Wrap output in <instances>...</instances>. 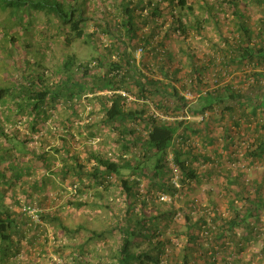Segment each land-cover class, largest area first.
Segmentation results:
<instances>
[{"label":"trees","instance_id":"obj_1","mask_svg":"<svg viewBox=\"0 0 264 264\" xmlns=\"http://www.w3.org/2000/svg\"><path fill=\"white\" fill-rule=\"evenodd\" d=\"M249 1L262 13L264 0H164L171 23L157 43L165 49L163 58L141 62L145 69L157 67L163 75L157 80L131 63L132 52L141 43L152 46L149 38L157 32L152 28L147 39H137L146 24L143 0H0V13H8L9 20L17 5L18 10L31 8L30 21L47 20L51 32L26 35L23 48L41 57L33 64L36 70L28 73L32 65L24 62L18 87L0 89V264H15L18 235L27 232L30 221L22 208L35 204L43 210L42 224L54 229V252L67 262L93 264V245L111 236L108 264H254L258 259L264 264V170L250 173L264 166V15L252 17ZM87 2L95 5L87 7ZM6 25L0 24V31L8 30V43L18 30L10 32ZM208 28L216 39L209 38ZM194 37L209 43L201 55ZM11 41L18 45L15 36ZM77 42L92 46L94 56L79 60L72 54ZM57 51L62 67L53 72L45 61L56 58ZM125 66V74L113 75ZM122 89L143 103L127 104L117 93ZM182 91L200 97L186 101ZM84 101L92 106L90 114L99 104L104 116L85 125L89 134L74 135L69 117ZM17 119L23 129L14 123L5 127L4 121ZM96 125L114 134L112 147L90 146L98 135L92 130ZM170 156L183 190L172 183ZM211 175L223 177L230 213L212 208L214 229L206 230L204 211L196 221L186 214L181 229L173 221L175 209L154 206V192L175 196ZM75 184L77 193L70 195ZM114 191L121 193L122 206L110 229L97 233L64 219L65 213L88 208L112 210ZM50 198L57 202L48 204ZM60 236L70 239L69 253ZM77 236L81 241H73ZM96 256L102 264L105 259Z\"/></svg>","mask_w":264,"mask_h":264},{"label":"rangeland","instance_id":"obj_2","mask_svg":"<svg viewBox=\"0 0 264 264\" xmlns=\"http://www.w3.org/2000/svg\"><path fill=\"white\" fill-rule=\"evenodd\" d=\"M97 1V0H94ZM113 1V0H110ZM136 2L139 0H135ZM63 2H66V0H63ZM251 2V1H249ZM250 7L249 10L252 13V17H254L255 19L261 15H264V9L262 11V13H260V7L251 2L250 5L248 6ZM15 11V15L14 17L11 16L10 20L8 18V13L4 12V13H0V24H5L7 23V27L10 29V32H12V28H17L18 33L17 34H13L10 33V40L8 43H5L6 41H8V34L6 32H8V30L3 29V33L2 31H0V89H8V88H17L18 87V81L19 79L23 76V74L20 76V74L18 73V70L21 69L22 67L25 66L24 62L30 61L31 63V67L28 68L27 72L28 73H32V71H35L36 68L33 67V64L39 60L41 57L40 55L37 54V52H30L26 50V47L23 48V44H25L27 42V37L26 35H32L34 37H36V34L40 33V35H42L41 31H44L47 33H51L49 31L48 25H44L45 22H47V20H44L41 18V21H39L36 17H35V21L31 22L30 21V11L32 10L30 9H20L18 10V5L15 7V9H13ZM259 10V11H258ZM21 11V13H19ZM17 16V17H15ZM210 27V26H208ZM21 31L23 32V34L21 33ZM208 35L209 38H211L214 34L213 31H211V28H208ZM36 34H35V33ZM38 32V33H37ZM5 34V35H4ZM16 37L18 39V45L16 42H12L11 39L13 37ZM48 37L50 36L47 35ZM3 38V40H2ZM31 38V36H30ZM35 39V38H34ZM106 39V38H105ZM105 39H103V41H105ZM20 43L22 45H20ZM193 47L196 49H203L205 46H208V41H200V39H197L196 37H194V40L192 42ZM172 47H174V49L177 48L176 43L172 42L170 44ZM20 50V54L18 55V50ZM75 53V55H77V58L81 61H87L89 59H91L92 56H94V52H93V48L92 46H88L83 44L82 42H77L74 47L72 48V54ZM202 53V50L200 51V55ZM26 54L27 57L25 56ZM57 57L56 58H52V57H47L46 61H45V65L47 67V69L53 72H57L59 71V69L62 67V62L60 61L61 58V54L60 51H57ZM19 57V58H18ZM26 60V61H25ZM52 78V76L50 77ZM21 81V79H20ZM1 105L4 106H9L10 103H6V102H2ZM89 107V106H87ZM90 110L86 109V112H88ZM63 111H59V113H62ZM79 112H83L82 110H80ZM66 112H63L62 114L65 115ZM81 115L83 117L86 116V113L83 112L81 113ZM5 122V127L7 129H10V125H12L14 123V125L17 129L18 126L20 128L23 129V126L18 124V119L16 121H4ZM11 123V124H10ZM112 135L109 136L108 134H103L99 137V142L97 141L95 144L92 142L90 143V141L88 142L93 149H99V148H103L104 150L107 148L112 147L111 146V139ZM105 139V140H104ZM79 147V146H78ZM86 147V146H83ZM80 149V148H79ZM80 151H82V149H80ZM235 165L236 167L240 166V164H232ZM149 168H153V164L149 165L147 167V170ZM254 170H251L250 173L252 172H256L255 174H257L258 172H262V170H264V166L263 167H259L257 166V168H253ZM254 176V175H253ZM252 175L250 176L249 179L252 180ZM148 177V176H147ZM191 183V182H190ZM222 182L216 180L210 182V181H206L203 182L202 185L194 187L193 184H190L189 187H187V190L183 191V193H181L178 197L176 196V198L174 199V203L175 205H170L169 202L168 203H161L158 202L157 200L154 201L155 205L158 208H162L163 210L165 209H175V214H174V223L175 224H179V227L181 229H183L185 227V217L186 214L189 215L190 217L193 218V221H196L202 210L199 211H193L191 210V206L192 203H194L195 200H198L201 202V205L203 207H205V209H214V210H218L219 212H221L222 214H225L226 216L229 215V210L227 208V199H225V194H224V190H223V186H222ZM62 187V186H61ZM66 188V186H65ZM63 186V189H65ZM206 191H211V195L209 197V201L205 200V198H203V195H205ZM120 192L119 191H114V196L112 198V200L109 202V204L112 207L111 209H104L103 207H97L93 210H91L90 208L85 209L84 211H75V214L72 213L71 216L67 215L68 213L63 214L64 219H67L66 221H68L69 224L71 225H79V224H85L87 225L89 228L94 229L97 233H102L104 231V229H110V227H113L114 224L116 223V217L113 216L114 213H117L120 209V207L122 205H120L119 202H117V200H114L117 198L118 194ZM56 192H52L51 196H56ZM120 195V194H119ZM58 196V195H57ZM116 196V198H115ZM120 199V197H118ZM57 201H54L53 198L49 199L48 204L54 205V203ZM240 205V203H239ZM96 206V205H95ZM61 209V206H60ZM181 210V212H183V217H181L180 215L177 216L176 218V214L177 211ZM83 213V214H82ZM115 215V214H114ZM180 216V217H179ZM70 221V222H69ZM263 224L264 225V216H263ZM50 227V226H49ZM52 229V231H54V229L52 228V226L50 227ZM171 228L167 229L166 232H170ZM49 235H52V233H49ZM54 237H55V232H54ZM56 238V237H55ZM73 241L75 239H77L78 241H81V238L77 237H72ZM69 238L65 237V236H60V241L63 242L62 244L65 243V245H68V249L66 251V253H69L71 250H73L69 243H70V239L68 241ZM56 240L55 239H50L49 241V245H48V249L49 252L48 254L50 255L49 259V264H76L75 260L70 259V261H66L65 259H62V257L60 255H58V253L54 252V246L56 245ZM68 241V242H67ZM111 241H113V237L108 236V238H106L105 241L100 242L96 245H93V250L97 253H99V255L102 258L105 259L103 261L102 264H108L109 263V259L106 258V256L108 255V250L106 249V244L108 245L109 243H111ZM118 241V238L117 240ZM119 243V241H118ZM259 250L258 246H252L251 247V251L252 252H257ZM97 253H93V261H95L93 264H99L100 261V257L98 258V256H96ZM244 255V254H243ZM67 255H65L66 257ZM68 257V256H67ZM246 257V256H245ZM72 258V257H71ZM92 258V257H91ZM92 261V259H91ZM254 264H262L261 260L258 259Z\"/></svg>","mask_w":264,"mask_h":264},{"label":"crops","instance_id":"obj_3","mask_svg":"<svg viewBox=\"0 0 264 264\" xmlns=\"http://www.w3.org/2000/svg\"><path fill=\"white\" fill-rule=\"evenodd\" d=\"M81 1L85 2V0H81ZM89 3L90 2H87V7H92L95 5V3L91 2V6H90ZM158 3H159L158 5L159 9H155L158 10L155 11L154 8L157 7ZM143 5L144 6H143V11L141 13V17L146 20L145 21L146 24L142 25L141 28H139L138 30L139 37L137 39L141 40L142 34L145 33L148 29L149 31L147 35H149L151 33L152 28L157 30L161 34V39H163V37L165 38L168 25H170L171 23V19L168 18L167 14L165 13L166 3L164 2V0H143ZM153 12H156V14L150 16V13ZM216 38L217 35L214 33L211 39H216ZM85 102L87 101H84L83 104L79 106L78 110L76 111V114H73L71 117H69L70 119H73L72 121L74 122L69 124L70 127L74 126V128L71 131V133L74 135H78L79 132L82 133L83 135L89 134L87 131H85V125H87V123L90 121H95V122H97V120L100 121L104 116V113L100 109L99 104L95 106L94 108L95 111L93 113L90 114V111L86 112V109L89 110L90 108H92V106L86 104ZM131 105H134V103ZM80 110L86 113L85 117L81 115V113L83 112H79ZM94 127L96 128H93L92 130L98 133V135H96L95 140L93 142L94 144L97 141L99 142V137L103 134H108V135L111 134L112 136L114 135L112 133H109V129H107V127L105 126L96 125ZM78 146L79 147L76 146L77 149L82 147L80 144ZM208 179H210L209 181L210 182L212 181V183L213 181L216 182V180H218L222 182L223 185L225 182L223 177L221 176L215 177L211 175L210 177H208ZM205 180H207V178L206 179L202 178L198 182H191V184H193L194 187H197L202 185L203 182H206ZM210 195H211V191H206L205 195H203V198L209 201ZM114 200H117V202H119L121 205V199H119L118 196ZM32 228H37V233H34ZM21 229H22V222L19 223L17 231L19 232L21 231ZM21 233L23 237L21 235H18V258L16 260L17 262L15 261L14 263L15 264H49L48 258L50 257V255L48 254L49 252L48 243L50 239H55L54 231H52L49 225L44 223L40 226H36V225L34 226L31 225L29 221L27 232L22 231ZM49 233H52V235H49Z\"/></svg>","mask_w":264,"mask_h":264},{"label":"built area","instance_id":"obj_4","mask_svg":"<svg viewBox=\"0 0 264 264\" xmlns=\"http://www.w3.org/2000/svg\"><path fill=\"white\" fill-rule=\"evenodd\" d=\"M148 31H149V29L145 33L142 34L143 40L147 39V38H145L146 37L145 35L148 33ZM105 38L106 37H104V39ZM149 40H152V46L153 47L157 46V48L153 51L152 50L153 48L151 49L152 46H149V44H145V43L142 44L141 43L138 46V48L132 52L133 58L131 60V63L137 65V67H139L141 69L142 73H145L146 75L151 74L152 77L156 78L157 80H161V79H163V75H159V72H158V69L156 66L152 65V66H149L147 69H145L141 65V62L143 60H145L146 57L150 58V57H153L154 55H158L157 61L160 62L161 58H163V55H164L165 49L158 46V44H157L161 40V34L157 31L154 36L149 38ZM105 41H106V39H105ZM126 71H128L127 66H125L124 71H120V70L115 71L113 73V75H122V74H125ZM108 93L113 94V92H108ZM117 93L121 94L126 99L127 104L143 103V101L138 100L134 95L130 94L129 92H127L123 89L118 91ZM180 94L186 101H191V102L196 101L200 97L199 94H195L191 91H182ZM89 110L91 111V108ZM155 114L158 117L165 118L162 114H159L158 112H155ZM185 119L189 120L190 117L186 116ZM111 156H112V154H111ZM170 161H171V169L173 172L172 178H171L172 183L175 186V188L183 190V187L180 183V174H179L178 170L176 169L174 163H172V156H170ZM78 188H79V184H75V185L71 186L70 187V195L77 193ZM146 191H147L146 184H145V182H142L141 187H140V192L144 194V193H146ZM181 193H183V192H181ZM153 195L156 196V199L158 202H161V203H168L169 202L170 205H173V204L175 205L174 199L176 198V196L178 197L180 195V193L176 194L175 196H170V195L162 193V192H154ZM190 206H191V210H193V211L202 210L201 212H203V211L206 212L209 215V218H208L209 225L206 227V230L214 229L213 223L211 220L214 213L211 209H205V207H203L201 205V202L198 200H195L194 203H192V205H190ZM22 210L27 213L31 224H33V225H41L42 224L41 215H42L43 210L40 209V207L38 205H36V204L35 205H27L24 208H22ZM178 215L183 217V212H181V210L177 211L176 218ZM260 229H261L260 231H264V226H262Z\"/></svg>","mask_w":264,"mask_h":264}]
</instances>
